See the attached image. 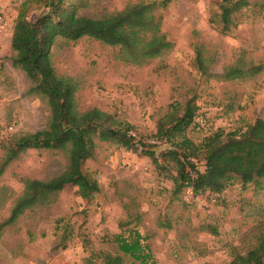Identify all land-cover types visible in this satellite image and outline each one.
<instances>
[{
  "label": "rangeland",
  "instance_id": "374dc122",
  "mask_svg": "<svg viewBox=\"0 0 264 264\" xmlns=\"http://www.w3.org/2000/svg\"><path fill=\"white\" fill-rule=\"evenodd\" d=\"M26 1L0 0V160L12 138L46 129L51 116L48 102L30 93L31 80L12 66L11 33ZM31 1L26 15L36 22L43 0ZM56 1L93 19L129 4L158 3L162 30L174 49L149 64H128L120 48L88 37L76 43L57 38L51 57L58 74L76 82L81 111L98 108L131 125L164 169H156L141 148L135 152L97 141L83 170L101 192L86 200L78 187L67 186L52 203L3 227L0 264H103L101 254H119L113 237L127 236L135 222L124 224L137 215L156 264H229L255 248L264 234V180L244 185L235 178L222 194L196 195L185 188L175 195L170 177L176 166L163 160L174 149L155 135L158 123L189 100H195L198 112L186 136L196 146L218 132L244 129L255 120L254 111L264 109V71L252 78H225L226 69L241 59L264 65V0H251L236 15L238 27L227 34L219 17L222 0ZM197 49L204 53L207 75L198 69ZM197 155L203 172L204 157ZM67 164L66 151L45 149L28 150L12 162L0 178V225L22 196L25 179L49 180Z\"/></svg>",
  "mask_w": 264,
  "mask_h": 264
},
{
  "label": "trees",
  "instance_id": "16d2710c",
  "mask_svg": "<svg viewBox=\"0 0 264 264\" xmlns=\"http://www.w3.org/2000/svg\"><path fill=\"white\" fill-rule=\"evenodd\" d=\"M42 2L43 10L36 22L29 21L26 15L25 7L32 3L31 0L25 2L19 13L11 39L12 66L22 70L31 80L30 93L48 102L51 110L49 126L14 137L7 143L0 160V178L12 162L31 149L66 151L68 164L64 172L49 180L25 179L24 192L15 202L10 217L0 225V230L14 224L26 211L52 203L67 186L78 187V195L83 199H94L101 188L98 181L84 173L83 166L94 158L97 141L115 143L135 152L142 148L141 154L148 156L156 169H164L149 145L133 135L131 125L123 124L98 108L81 111L76 98V82L59 75L51 57V48L57 38L76 43L88 37L120 48L122 60L128 64H149L174 49V44L162 30L158 3L129 4L121 11L93 19L79 16L56 0ZM250 5L251 0H222L219 17L223 34L238 27L236 15ZM197 52L198 69L207 75L210 70L205 66L204 53L201 49ZM239 62L242 63L226 69V79L252 78L264 71L263 64L245 59ZM197 112L195 100H189L185 107H175L158 123L156 140H166L174 149L163 159L176 166V175L170 177L174 183L173 194L179 195L185 188H190L196 195L222 194L235 178L244 185L264 180V109H256L255 120L244 129L218 132L200 146L186 136ZM197 152L204 157L203 172L196 163ZM140 220L137 215L124 224L125 227L135 222L127 236L118 233L113 237L119 254H101L103 264H127L126 259H131L134 264H156L152 247L137 226ZM229 264H264V234L255 248L236 256Z\"/></svg>",
  "mask_w": 264,
  "mask_h": 264
},
{
  "label": "crops",
  "instance_id": "0c3cea01",
  "mask_svg": "<svg viewBox=\"0 0 264 264\" xmlns=\"http://www.w3.org/2000/svg\"><path fill=\"white\" fill-rule=\"evenodd\" d=\"M13 32H14V30H13ZM13 32L11 33V39H12V36H13ZM11 44V43H10ZM11 46V45H10ZM11 50H12V47H11ZM12 52H13V50H12ZM174 184V183H173ZM162 228H164V227H162ZM164 229H166V228H164ZM168 230V229H167Z\"/></svg>",
  "mask_w": 264,
  "mask_h": 264
},
{
  "label": "built area",
  "instance_id": "2783aa9c",
  "mask_svg": "<svg viewBox=\"0 0 264 264\" xmlns=\"http://www.w3.org/2000/svg\"><path fill=\"white\" fill-rule=\"evenodd\" d=\"M141 150H142V148H141ZM193 192V191H192Z\"/></svg>",
  "mask_w": 264,
  "mask_h": 264
}]
</instances>
